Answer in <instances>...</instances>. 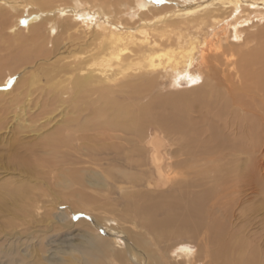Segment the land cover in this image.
Listing matches in <instances>:
<instances>
[{
	"label": "bare ground",
	"instance_id": "1",
	"mask_svg": "<svg viewBox=\"0 0 264 264\" xmlns=\"http://www.w3.org/2000/svg\"><path fill=\"white\" fill-rule=\"evenodd\" d=\"M261 22L258 31L249 33ZM161 73L167 79L164 99L151 94ZM182 84L186 91L179 90ZM258 103L261 109L264 0H0V106L15 123L1 125L4 116L0 129L10 128L13 134L27 131L37 143L43 142L51 154L45 161L49 166L96 165L100 171L73 167L71 184L104 190L105 199L119 180L112 169L124 168L121 178L136 182L127 171L133 165L132 153L139 154L140 147L131 144L142 142L158 194L173 193L169 200L173 205L166 206L164 199V208L154 204L134 208L138 216L146 214L139 229L151 233L157 243L182 232L196 235L205 228L214 245V262L219 258L225 264L233 251L242 254L239 264H254L257 251L238 250L221 219L209 221L213 208L227 210L229 186L218 179L215 188L191 195L184 188L194 186L186 178L197 167L189 166L193 159L189 153L204 147V156L217 151L212 149L228 148L227 133L245 145L250 143L252 165L260 164L256 153L264 150V116L259 124L261 115L253 108ZM151 124L170 128L187 146L170 152L172 143L166 133L148 129L146 134ZM93 140L102 143L91 145ZM181 154L189 157L179 160ZM81 170L90 173L83 174L87 181ZM252 171L255 174L257 166ZM145 183L151 185L150 180ZM233 186L234 197L239 185ZM23 192L16 188L12 194ZM129 193L123 192L126 197ZM77 196L85 201L77 200L74 208L91 211L86 202L93 198ZM103 220L115 223L117 227L109 229L116 238L125 234L129 242L130 235L118 218ZM130 238L127 251L110 248L113 244L104 246L105 242L101 249L98 243L109 239L97 234L95 241L74 247L79 255L38 242L17 261L6 252L4 263L108 264L109 259L111 264H130L136 258L139 263L134 264L145 263L137 246L150 245L151 239L142 238L138 231ZM173 256L172 264L200 263L188 245L175 246ZM154 260L160 264L156 255Z\"/></svg>",
	"mask_w": 264,
	"mask_h": 264
},
{
	"label": "rangeland",
	"instance_id": "2",
	"mask_svg": "<svg viewBox=\"0 0 264 264\" xmlns=\"http://www.w3.org/2000/svg\"><path fill=\"white\" fill-rule=\"evenodd\" d=\"M261 24L263 22L250 27L249 33H254L255 30L258 31L262 27ZM205 49H208V47ZM166 84V75L161 73L151 94L158 96L159 99H164L168 94L165 91ZM186 88V85L182 84L179 90L186 91ZM202 89H195V92H199ZM259 106L260 103L253 108L258 110L257 114L261 115V120L258 118L260 120L259 124H261L264 116L261 112H264V106L261 109H259ZM161 108L162 106L157 105L156 110L161 111ZM4 116L6 119L3 121ZM11 116L13 115L7 112L2 114L0 106V123L3 121L1 125H5L6 121L10 122L8 126H11V124L15 125L14 119L11 121ZM255 123L256 127L259 126L256 120ZM246 125L250 126L252 123L246 121ZM148 129H156L168 135L172 143L170 152L174 148L180 150V148L183 149L187 146V144L185 145L186 142L181 140V136L176 132H172L173 130L170 128L162 129L157 124H151L145 129L146 134ZM9 130L10 128L0 129V264H5L3 256L6 252H12V258L17 261L18 256H22L26 253L25 251L28 247L34 246L38 242L47 248L59 247L67 252L79 255V250L74 247H82L85 241H95L97 234L109 239V243L100 241L97 248L102 249V244L105 242L104 246L113 244L110 248H121L120 250L124 249L127 251L132 241L130 236L137 231L141 233L142 238L149 237L151 239L150 245L137 246L140 255H142L141 258L143 261L145 260L143 264H155V255L158 257L160 264H172L175 261L173 258L175 246L178 244L188 245L196 251L199 257V264H213L211 251L214 245L209 242L205 228L199 230L196 235L182 232L179 235L160 239L158 243L152 238L151 233L139 229V223L144 221L146 214L142 212L144 215L138 216L134 208L142 206L145 208V206L153 204L164 208L162 201L165 199L167 206L168 202L171 203L169 200L173 194L166 193L163 197L158 194V188L151 179L150 170L145 162L147 153L145 148H143L142 142L137 141L131 144V148L140 147L139 154L136 151L132 153L133 165L127 171L129 174L131 173L130 175L136 182L129 183L125 178H121L120 172L125 170L124 168L112 169V175L118 176L119 180L117 183L114 181V185L110 188V190H113V194L105 199L104 194L106 192L104 190L71 184L72 175H70L69 171L73 167L85 166V168H89L88 170H99L96 165L86 163L81 166H49L46 164L51 159L48 146H44L43 142L37 143L27 131L13 134ZM227 136L228 148H215L212 151H217L203 156L204 147L202 145L203 148L195 149L189 153L194 159L189 163V166L197 167L186 178L188 179L187 182L191 181L194 186L186 187L184 190L188 195H191L195 191L215 188L216 184H220L218 179L222 181L221 184L229 186L230 195L228 197L231 202L224 205V209L227 208V210L224 211L217 207L213 208L209 221L221 219L226 233L232 235L233 242L231 244L236 245L238 250H243L246 253L251 250L257 251L259 257L254 261V264H264V150L256 153L260 164L252 165L253 149L249 146L250 143L245 145L246 142H241V138H239L241 139L240 141H237L239 140L238 138L236 139L228 133ZM202 137H205V135ZM242 137L246 139V133ZM115 141L119 142L117 139ZM35 142L37 146L34 145ZM100 143L102 141L93 140L91 145ZM206 144L213 147L215 143L207 141ZM188 157L186 154H181L178 159H186ZM171 159L172 161L174 160L173 157ZM140 162L143 163L142 166L137 165ZM252 166H257L256 175L253 174V171L251 173ZM104 167H106V164ZM79 169L82 168L77 170ZM79 172L82 174V179L87 181L88 178H85V174L88 175L90 173L87 170ZM147 180H150V186L145 183ZM236 184L239 185V188H237L239 192L233 197L231 189H234L235 186L233 185ZM16 188H21L24 192L21 195L14 196L12 192ZM134 190L138 191V193L133 192ZM124 191L130 192L128 197L124 196ZM76 193L87 194L93 198L86 202L89 208L92 209L91 211L89 209L74 208V205H76L74 203L77 200H81L82 203L85 201L78 197ZM172 211L178 212V210ZM159 215L157 217H161L162 212ZM112 216L118 218L121 225L126 228V232L130 235L128 243H126L125 234H119V237L116 238L115 231L109 229L117 227L115 223L103 220V217ZM56 217L58 219H55ZM135 225L138 228H135ZM129 230L132 232H129ZM92 232L97 234L94 235ZM12 249L14 251H11ZM228 253H231V257L224 263L233 264V262H236L235 264H239L242 254H235L233 251ZM100 256L103 257L104 254ZM133 261H137V258L132 259L130 264H134ZM106 262L108 264L113 263L109 259ZM221 262L222 260L218 258L214 263L220 264ZM137 263L139 262L137 261Z\"/></svg>",
	"mask_w": 264,
	"mask_h": 264
}]
</instances>
